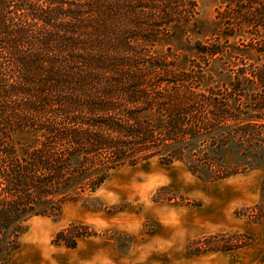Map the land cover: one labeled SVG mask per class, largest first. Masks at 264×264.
<instances>
[{"label":"trees","instance_id":"trees-1","mask_svg":"<svg viewBox=\"0 0 264 264\" xmlns=\"http://www.w3.org/2000/svg\"><path fill=\"white\" fill-rule=\"evenodd\" d=\"M221 3L207 20L197 0H0V264L34 217L95 201L118 167L264 172V0ZM225 59L243 67L220 80L210 66ZM248 214L264 223V173ZM91 232L78 223L54 241Z\"/></svg>","mask_w":264,"mask_h":264},{"label":"rangeland","instance_id":"rangeland-1","mask_svg":"<svg viewBox=\"0 0 264 264\" xmlns=\"http://www.w3.org/2000/svg\"><path fill=\"white\" fill-rule=\"evenodd\" d=\"M221 4L197 0L198 16L214 19ZM241 66L225 59L210 69L222 80ZM263 173L255 168L208 181L183 162L164 165L157 158L118 167L95 201L66 203L57 219L34 217L6 264H256L264 254V223L248 212L260 199ZM78 223L92 234L73 248L54 241L58 231ZM243 234L251 243L236 247ZM198 240L207 243L203 248L213 241L221 249L197 254Z\"/></svg>","mask_w":264,"mask_h":264}]
</instances>
